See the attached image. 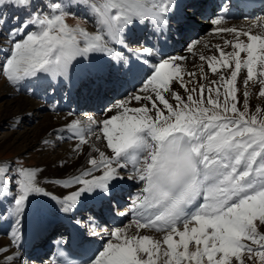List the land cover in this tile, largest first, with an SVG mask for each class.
I'll list each match as a JSON object with an SVG mask.
<instances>
[{
  "label": "snow or ice",
  "instance_id": "snow-or-ice-1",
  "mask_svg": "<svg viewBox=\"0 0 264 264\" xmlns=\"http://www.w3.org/2000/svg\"><path fill=\"white\" fill-rule=\"evenodd\" d=\"M74 6L94 17L97 31L66 23L71 0L66 9L63 0H0V31H6L0 78L19 88L32 80L68 77L78 58L93 53L119 61L121 55L113 56L112 44L126 47L128 33L137 25L163 33L175 18V0H75ZM10 8L23 16L7 17ZM223 20L221 14L211 24L217 34H234V40L223 41L232 51L217 44L219 56L199 57L218 80L190 88L196 73L182 67L185 57H161L155 63L146 59L143 64L151 72L144 84L115 100L105 109L104 119L90 117L87 125L73 120L57 130L61 139L67 132V138L78 140L74 152L89 144L98 154L89 156V167L79 175L56 181L64 187L79 186L57 200L62 212L71 211L85 194L111 197L116 182L124 179L122 171L141 185L128 210L120 213H131V222L107 233L109 241L88 257L87 264H264V109L250 112L247 101L250 83L259 84L258 95L264 97V31L219 27ZM199 43L192 41L187 50L192 52ZM138 54L158 55L150 47ZM245 69L241 110L237 79ZM200 70L206 80L203 66ZM177 83L186 98L174 89ZM197 91L199 96L194 95ZM133 101L139 106H131ZM93 136L98 143H92ZM41 171L0 164V204L7 203L0 216L14 220V244L16 226L31 198L50 195L41 186ZM133 226L135 234L129 231ZM141 229L162 235H141ZM16 255L4 256L5 264Z\"/></svg>",
  "mask_w": 264,
  "mask_h": 264
},
{
  "label": "bare ground",
  "instance_id": "bare-ground-1",
  "mask_svg": "<svg viewBox=\"0 0 264 264\" xmlns=\"http://www.w3.org/2000/svg\"><path fill=\"white\" fill-rule=\"evenodd\" d=\"M215 1L175 0L173 9L175 18L170 21L168 29L163 33L154 32L150 26L137 25L128 33L126 47L120 44L111 45L114 49L113 56L121 55L119 61L104 54L93 53L87 59L78 58L71 66L68 77L32 80L19 88L13 87L6 81H0L2 89H0V99L3 103L0 104L1 116L2 118L8 116L13 118L9 125L12 127L15 123V128L18 130L16 131V140L21 141L25 149L29 150L32 146L39 153L37 162L33 166L42 170L38 178L42 181L41 186L50 194L49 196H34L31 198L27 210L21 217V224L16 226L18 232L15 235L18 243L14 244L12 242L14 220L9 218L5 221L0 216V249L7 250L0 253V264H5L4 256H12L18 253L14 258L16 259L20 255H25L22 252L25 246L29 244H33L36 248L33 256L37 258L38 262L31 260L28 264H46V262L50 264L54 260L52 253L50 252L46 256H42L40 253L48 247H54L55 242L58 240L63 243L72 240L78 245L81 252L90 253L93 256L94 253L102 250L104 244L109 241L110 237L107 233H110L114 228V220L120 227L131 222V213L125 216H121L120 213L128 210L141 185L127 178L128 171H122L124 179L116 182V187L113 189L111 196L114 197L116 193H122V191L126 192L128 195L125 201L128 202L124 205L125 207L114 205L115 210L110 214L106 213L105 216L97 214L94 217L90 216L88 220H80L75 213L82 204L88 201L98 203L103 198H108L103 195L89 196L85 194L80 197L71 211H61L62 205L57 200L62 201L65 196L76 191L79 186L64 187L56 181L68 180L79 175L81 170L89 167L87 164L89 156H98V154L92 150L89 144L80 145V152H74L73 149L76 147L78 140L67 138L69 136L67 132L62 134L65 138L61 139V133L57 130L63 129L65 125L70 124L73 120H79L87 125L90 117L96 120L104 119L107 107V105L104 106V103L108 104L111 100V92L116 94L114 100H117L135 92L144 84L151 72V69L143 64V60L146 59L155 63L161 57H185V60L180 61L182 67L186 72L196 73L193 83L189 85L190 88L195 86L199 89L200 84L208 86L212 80H218V77L208 70L206 62H202L199 58L201 54L219 56V53L215 50L217 44L224 47L225 51H232L230 46H224L223 41L225 39L234 40V34H217L214 32L216 26L211 24V20L218 17ZM71 4L76 11L88 18L91 32L97 31L98 26L94 17L82 7L76 8L74 6L75 0H72ZM206 8L209 9L208 13L205 10ZM255 11L257 13L255 17L252 16L254 10L246 14L241 13L240 19L229 22L222 21L219 27L236 28L242 31L251 29L253 34H259L264 31V6ZM186 13L189 14V18H194V21L188 20V17L186 19ZM205 17L206 22H203ZM202 26H207V30L204 34L198 35ZM240 39L247 43V37L241 36ZM183 40H186V42H183ZM192 41H201V43L195 45L194 50L189 52L187 50L188 45ZM143 47L153 48L158 55L153 57L140 56L138 54L139 49ZM241 57L244 58L245 54L241 53ZM201 66L204 69L203 74L207 75L206 80L201 79ZM216 66L220 71L230 75L229 70L220 69L219 65ZM129 69H135V71H129ZM246 76L245 69L241 71L237 79L238 107L241 110H243L245 100L243 81ZM184 79L187 83L189 77L185 75ZM130 80L134 82L135 87L133 90L129 86ZM139 84L141 86L138 88ZM174 89L181 95H185L186 98L184 90L178 83L174 85ZM247 91L249 92L247 97L249 111L254 112L257 107L264 109V97L258 95L260 85L250 83ZM194 95L199 96V91ZM100 96L103 97L102 110H99L100 102L98 99ZM170 102L174 103L172 100ZM131 106L136 107L139 105L133 101ZM31 111H34L36 116L30 120L28 116ZM69 113H73V115H69ZM113 114L115 113H108L107 115ZM91 140L92 143H98L95 141L94 136L91 137ZM98 146L103 149V145ZM118 200L119 198L116 197L115 201L118 202ZM107 209L109 207H106L105 211ZM6 210L7 203L0 204V214L6 213ZM41 218H47L46 221L48 222L40 227L37 225V221ZM99 218L102 224L97 223ZM54 220L60 224L63 223L62 221H68L67 225H64L61 229L60 234L58 233L59 224H56ZM129 231L135 234V226ZM40 232L43 233L42 236H38ZM51 233H55V237L51 239L50 243L46 244L44 239ZM140 234L151 235L157 239L162 235V233L145 229H141ZM14 259L8 264H13Z\"/></svg>",
  "mask_w": 264,
  "mask_h": 264
},
{
  "label": "rangeland",
  "instance_id": "rangeland-1",
  "mask_svg": "<svg viewBox=\"0 0 264 264\" xmlns=\"http://www.w3.org/2000/svg\"><path fill=\"white\" fill-rule=\"evenodd\" d=\"M72 1V0H71ZM38 2H43V3H47V0H38ZM57 2L59 3L60 0H57ZM70 3V0H63V6L66 9L68 7V4ZM5 15L7 17H12L13 15H21L23 16V13H18L16 12L15 9H8L5 12ZM257 14H255L254 16H256ZM189 16L188 13H186L185 17L187 18ZM11 23H14V21H10L9 26H11ZM66 23L69 26H76V25H81L87 28V30L89 32H91V27L89 25V21L88 18L76 11V9L74 7H72V14L68 15L66 17ZM206 27L207 26H202L201 27V31L198 35H200L201 33L204 34L206 32ZM203 28V29H202ZM5 36H6V31H0V46L4 45V41H5ZM183 42H186V40H183ZM188 45V44H187ZM187 47V46H186ZM0 81H5L3 78H0ZM1 82H0V89H1ZM141 86V84L138 85V88ZM2 90V89H1ZM136 91V90H135ZM1 94V93H0ZM109 95V94H108ZM114 101H110L107 105V107H109ZM0 104L1 103V99H0ZM106 107V108H107ZM1 108V106H0ZM1 111V109H0ZM95 113V111H93ZM32 114V115H31ZM36 116V114L34 115V111H31L30 115L28 116V119H34ZM105 116V115H104ZM13 121V118L11 117H5L2 118L1 113H0V164L4 163V162H12L13 166H24V167H34L33 165L36 164L37 162V158L39 157V153L37 152V150L34 147H30V149H25L23 147V143L21 141H17L16 140V128H15V123L12 125V127H10V123ZM21 142V143H20ZM15 191V188L13 186V192ZM122 194L125 196V198L127 197V193L122 191ZM125 200V199H124ZM126 203L128 201H125ZM88 203H92V201H88L85 204H82L78 210L81 208L80 211L77 210V212L75 213L76 216L78 218H80V220H88L90 218V216H88L87 214H89V208L90 205H87ZM125 203V204H126ZM122 207H125L124 205H122ZM115 208V207H114ZM107 210H110L107 209ZM107 210L105 211V209L103 210L104 212V216L107 213ZM115 210V209H114ZM87 213V214H85ZM47 218H41L39 221H37V225L38 226H42L45 223H47L48 221H46ZM54 222L56 224H59L58 229L61 228L60 227V223L56 220H54ZM97 226V224L95 225V227ZM262 231H264V228L261 229ZM55 232V231H54ZM53 234V233H51ZM51 234L47 235L46 238L44 239L46 244L50 242L51 240ZM34 245L32 244V246L29 248V250H25L22 252V254H26V255H20L18 256L16 259H14L13 264H28V262H30L31 260H34V262H36L37 258H35L34 255ZM28 252V253H27ZM34 257V258H33ZM38 262V261H37ZM40 263V261H39Z\"/></svg>",
  "mask_w": 264,
  "mask_h": 264
}]
</instances>
